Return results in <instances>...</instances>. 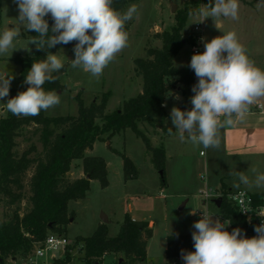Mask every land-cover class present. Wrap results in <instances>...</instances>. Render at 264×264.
I'll use <instances>...</instances> for the list:
<instances>
[{"label":"rangeland","instance_id":"obj_1","mask_svg":"<svg viewBox=\"0 0 264 264\" xmlns=\"http://www.w3.org/2000/svg\"><path fill=\"white\" fill-rule=\"evenodd\" d=\"M186 1L134 0L128 2L123 11H126L131 5H136L138 8L137 14L126 23L129 45L104 69L99 80L92 78L89 73L79 68L71 67L70 61L75 58L73 52L75 45L72 47L58 46L52 53H58L66 65L65 71L60 75V83L64 87L61 90H56L61 96V102L56 107L44 111V114L46 116L76 115L78 111L77 94H80L85 105H89L96 97L99 99L103 93H108L106 104L108 113L118 110L125 100L137 95L142 89L143 80L142 76L135 72L134 59L146 57L147 47H161V40L155 36V33L170 30L176 23L177 12L180 10L189 11L203 5L194 3L185 7ZM239 3L238 19L221 18L223 30L235 31L240 43L247 49L249 57L256 66L264 69V0H239ZM17 16L18 9L14 0H0V32L5 27L14 26L17 23ZM199 19V17H189L188 15L185 20L182 34L187 41L174 58V65L178 68L190 63L194 54L193 45L200 47L199 53L205 50L202 42L193 40L196 35H201V41L202 38L205 41H210L212 38L222 35L215 28L214 20L211 17L206 18L203 22L194 23ZM196 25L201 28L199 33H196L197 31L194 29ZM23 32L25 33L22 29L21 37L16 43L17 50H14L12 54L10 51L8 55L0 56V59L18 53L33 54L35 45H29L32 49L31 52L19 49L25 46L28 40ZM11 64H13V69H11ZM0 66L14 74L15 77L11 83L9 96L0 100L1 118L7 113L5 103L10 99L12 90L20 86V81L18 79L19 66L15 62H10L9 65L0 63ZM182 88V84H176L167 93L164 102L167 105L164 107L167 113L165 126L173 128L171 135L154 124L143 121L138 123V127L150 139L153 146L163 144L165 148L164 183H162L161 172L154 167L151 156L146 151L144 141L130 128L116 132L111 137H108V133H104L100 139L94 142L92 149L85 152V155L100 156L105 160L108 183L106 186H102L98 179H91L86 196L69 201L68 210L73 213V219L67 224L66 237L70 241V245L78 236L91 235L101 223L103 215L108 219L105 223L108 235H116L123 221L124 213L127 211V203L132 202L136 216L145 215L152 221L153 233L147 240L146 246L148 264H184L181 257L169 258L166 256L165 241L168 234H192L195 231L192 224L200 217L199 213L189 215L190 207L206 208L208 212L214 214V219L219 218L223 221L219 207L211 200L203 202L198 190L203 188L206 183L212 188H221L224 184L233 188L234 181L238 182L237 178L231 175L233 171H243L250 178L253 177L250 171L253 167L264 172V158L256 159L252 156L235 158L224 154L222 148L228 139L227 134L223 135L220 131L221 145L219 149L204 150L202 145L196 146L179 140L171 122L170 111L174 106L179 107L181 101L190 103V98L194 95L189 87H186L187 92L182 95ZM176 94L179 95V99L175 98ZM259 100L264 102V98ZM39 136L35 125L23 127L15 138L17 142L15 150L21 154L23 150L34 144L36 151L32 155L41 154L43 146ZM119 152L126 154L132 160L137 169L135 177H125L123 159ZM32 170L33 167L29 169L24 179L23 198L12 206L6 200L0 202V218L6 219L14 208H19L20 212L27 210L30 194L28 182ZM83 176L85 173L82 160L74 159L67 177L73 180ZM203 176L206 178V183L202 179ZM241 188L247 189L244 185H241ZM259 190L263 189L253 188L249 191L257 192ZM40 246H44V241L37 244V247ZM67 253L70 257L69 261H65ZM80 256L81 252L77 247H69L64 251L62 249L49 251L43 257L36 259L35 264H85ZM23 261L24 258L17 257L16 259H7L5 264H23ZM110 262L111 257L107 256L102 264H110Z\"/></svg>","mask_w":264,"mask_h":264},{"label":"trees","instance_id":"obj_2","mask_svg":"<svg viewBox=\"0 0 264 264\" xmlns=\"http://www.w3.org/2000/svg\"><path fill=\"white\" fill-rule=\"evenodd\" d=\"M131 1L134 0H113V7L123 12L126 4ZM208 2L209 0H187L185 7ZM188 12L180 10L176 13V23L170 30L155 33L161 40V47H147L146 57L134 59L135 72L142 76V89L137 95L125 100L118 110L106 112L108 93H103L99 99L96 97L89 105H85L80 94H77L76 115L46 116L42 110L38 116L18 118L7 111L0 118V202L6 200L12 206L23 198L24 179L33 167L28 182L29 207L24 212L14 208L6 219L0 218V264H5L7 259L26 258L51 233L66 236L67 224L73 219V213L68 210L69 201L84 198L91 179H98L102 186L107 185L105 160L100 156L85 155L104 133L111 137L116 132L130 128L141 137L154 167L161 172L164 183L165 148L163 144L153 146L138 123L148 122L168 132L170 127L165 126L167 113L162 106L167 93L179 83L183 85L181 93L184 95L186 87L191 89L198 82L194 71L188 67L189 64L181 68L174 65L175 56L187 41L182 29ZM46 19L51 28V16ZM24 35L29 38L36 33L25 31ZM75 43L73 41L66 46L72 47ZM58 46L60 45L39 51L35 47L33 54L18 53L11 58L19 66L20 86L12 90L10 98L27 89L28 85L23 81L32 63L44 59L49 51L54 52ZM65 69L66 65L58 73H54L58 77L54 83H45L43 87L46 91L63 89L60 75ZM191 107L190 103L184 101L179 105L181 110H190ZM30 125L37 127L43 146L42 153L34 156V144L21 154L15 150V138L23 127ZM119 154L123 159L125 177H135L137 169L130 157L124 153ZM74 159L82 160L85 176L71 180L67 173ZM221 188L224 192L228 190L223 185ZM219 209L220 216L231 221L230 232L235 228H243V219L225 199ZM152 233L153 229L147 221L135 220L125 212L116 235L109 236L106 224L100 223L91 235L76 237L65 250L77 247L81 252L80 259L85 264H102L106 254H113L117 264H143L146 260L147 240ZM181 249L195 251L192 235L168 234L166 256L181 257ZM69 260L67 253L65 261Z\"/></svg>","mask_w":264,"mask_h":264},{"label":"clouds","instance_id":"obj_3","mask_svg":"<svg viewBox=\"0 0 264 264\" xmlns=\"http://www.w3.org/2000/svg\"><path fill=\"white\" fill-rule=\"evenodd\" d=\"M17 5V23L0 32V56L17 50L16 43L21 31L35 32L25 46L19 48L31 52L52 49L75 41L74 59L71 67L79 68L99 80L104 69L129 45V33L125 25L137 14L136 5L126 11L113 7V0H14ZM239 0H209L207 4L189 10V17H199L203 22L211 17L222 35L205 41L204 51L192 55L188 67L194 71L198 82L191 91L190 110L173 107L170 118L175 134L181 142L196 146L219 149V129L234 119L244 118L251 106L264 98V69L256 66L247 49L240 43L235 31H224L221 18L238 19ZM51 16L50 28L46 17ZM64 60L58 53L48 52L42 60H35L27 71L25 91L7 100L6 110L16 117H34L40 112L60 104L61 96L56 90L46 91L45 83H54L64 68ZM14 74L0 71V100L9 96ZM172 95V94H170ZM179 99V95H175ZM162 106L166 107V104ZM223 117V120L221 119ZM173 133V128H168ZM250 178L243 171H233L237 178L233 188L264 189V172L253 167ZM246 191L240 190L232 199L241 205L240 211L252 212L245 203ZM250 203V201H249ZM200 214L192 224V241L195 251L181 249L184 264H264V219L254 226L255 236L248 238L240 228L231 232L230 220L214 219L205 209L190 207L189 215ZM257 216L264 217V210ZM178 235V234H177Z\"/></svg>","mask_w":264,"mask_h":264},{"label":"crops","instance_id":"obj_4","mask_svg":"<svg viewBox=\"0 0 264 264\" xmlns=\"http://www.w3.org/2000/svg\"><path fill=\"white\" fill-rule=\"evenodd\" d=\"M13 56L6 58L4 57L3 59H0V63H6L9 65L10 62H14L11 59ZM12 65L13 64H11V69L14 68ZM5 70L6 69H3L0 66V71ZM221 119H223V117ZM219 131L220 133L222 132L223 135L227 134L228 140L224 143L222 148L223 153L227 156L235 158L247 156H252L256 159L264 158V102L259 100L253 106L250 107L248 114L244 118L234 119L231 124L225 125L224 127L220 128ZM223 186L226 189H233L230 186H226L225 184ZM262 191H264V189ZM257 192H261V190ZM126 207L127 211L125 212H128L133 219L147 221L149 226L152 227V221L147 216H136L133 210L132 202H128ZM107 256L111 257L110 264H114L115 256L113 254H106L104 256V259ZM143 264H148L147 254L146 260Z\"/></svg>","mask_w":264,"mask_h":264},{"label":"built area","instance_id":"obj_5","mask_svg":"<svg viewBox=\"0 0 264 264\" xmlns=\"http://www.w3.org/2000/svg\"><path fill=\"white\" fill-rule=\"evenodd\" d=\"M194 29L195 31H197L196 33H199L201 28L200 26L196 25ZM196 41L201 42V35L199 34L196 35ZM192 51L194 54L198 53L200 52V47L198 45H193ZM202 179L206 183V178L204 176L202 177ZM240 190L246 191L247 196L245 198V203L248 204V206L252 209V212L244 213L240 211L241 205L237 200L232 199V197L235 196ZM198 193L203 198V202H207L211 200L216 204V200H220V204H221L222 200L225 199L229 204H231L235 208L237 213L243 219L244 223H243V228L241 229L246 235V237L251 238L256 235L254 231V226L259 225L261 223V220L264 219V217L257 216V214L260 211L264 210V191L251 192L247 189L240 188V189H228L227 192H224L222 188H212L206 183L203 188H200L198 190ZM223 220H229V219H223ZM230 225H228L229 231H230ZM69 242L70 241L66 236L51 233L44 240V246L36 247L32 251V254H29L26 258H24L23 264H35L36 259H38L39 257H43L49 251H54L58 249H62L64 251L65 247L69 244ZM114 264L117 263L115 262Z\"/></svg>","mask_w":264,"mask_h":264},{"label":"water","instance_id":"obj_6","mask_svg":"<svg viewBox=\"0 0 264 264\" xmlns=\"http://www.w3.org/2000/svg\"><path fill=\"white\" fill-rule=\"evenodd\" d=\"M173 9H174V8H173ZM87 177H88V176H87ZM216 204L219 206V204H220V200H216ZM71 221H72V219H71ZM107 221H108L107 217L103 215V217H102V222H103V223H106Z\"/></svg>","mask_w":264,"mask_h":264}]
</instances>
